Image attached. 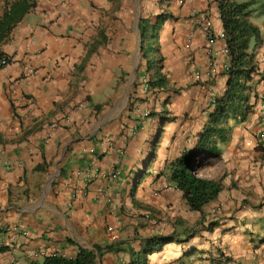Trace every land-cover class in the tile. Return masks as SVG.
Wrapping results in <instances>:
<instances>
[{"label": "crops", "instance_id": "obj_1", "mask_svg": "<svg viewBox=\"0 0 264 264\" xmlns=\"http://www.w3.org/2000/svg\"><path fill=\"white\" fill-rule=\"evenodd\" d=\"M230 1L257 29V72L244 120L229 115L226 141L199 153L195 173L222 190L195 212L171 164L199 147L211 98L226 92L219 0H0V264L79 249L131 264L157 238L145 264H264V0ZM143 79L162 87L144 91Z\"/></svg>", "mask_w": 264, "mask_h": 264}, {"label": "trees", "instance_id": "obj_2", "mask_svg": "<svg viewBox=\"0 0 264 264\" xmlns=\"http://www.w3.org/2000/svg\"><path fill=\"white\" fill-rule=\"evenodd\" d=\"M247 4H238L230 0H219L218 10L222 22L223 38L226 44L227 52L230 57L228 70L225 72L227 76L226 92L221 98H213V113L210 119V126L201 136L199 147L194 152H185L180 155L171 164L170 181L174 187L182 193V198L191 211L201 212L204 207L214 202L221 192V184L219 181L209 180L197 176L193 169L198 164L199 153L202 151L207 153H216L213 146L207 147L206 143L213 136L220 143L226 141V130L221 125L226 118L231 116H239L240 120H244L248 109L242 107L245 102L244 92L247 84L251 81V75L255 74L256 66L252 65V56L248 55L249 42L255 37L257 29L252 26L248 20ZM27 6H23L20 12H25ZM17 18V17H16ZM166 17L160 15L156 25L153 27L154 32L165 21ZM15 18L6 19L8 23L14 22ZM144 31L143 36H144ZM2 57L0 56V59ZM162 80L156 82L149 81L151 88L162 87ZM151 115V114H150ZM216 223H210L211 229ZM161 239L146 240L143 248L138 255L137 260L131 264H145L146 258L150 255L160 243ZM98 255L92 251L79 249L72 258H67L57 254L56 256H47L41 262H31L30 264H98Z\"/></svg>", "mask_w": 264, "mask_h": 264}, {"label": "built area", "instance_id": "obj_3", "mask_svg": "<svg viewBox=\"0 0 264 264\" xmlns=\"http://www.w3.org/2000/svg\"><path fill=\"white\" fill-rule=\"evenodd\" d=\"M180 2H183V0H180ZM202 33L206 36V38L208 40L211 39L212 33L210 31V28H209V25L208 24H206L202 28ZM187 42H188V44H190L191 43V40H188ZM226 50H227V48H226ZM7 65H8L7 59H1L0 60V68H4ZM209 66L210 67L212 66L211 63L209 64ZM227 70H228V66L225 67V71H227ZM33 75H34L33 69L30 68V67H26L25 68L24 80H29ZM141 87H142V89L144 91H151L152 90V88L149 86V79H143L142 82H141ZM210 104L211 105L214 104L213 97L211 98ZM135 111H137L142 118H148V116L150 115L148 111H146V110H140L139 107H136L135 108ZM70 120H71L70 117H66V118L63 119L62 124H68L70 122ZM62 124L61 123H55V124H52L50 127H51L52 130H55V129L61 128L63 126ZM136 132H137V128L134 127V128H132V129L129 130L128 134L130 136H133V135L136 134ZM109 177L112 178V179H116L118 177V172L115 171V172L111 173L109 175ZM100 193H101V191H100ZM14 231L17 233V229L16 228L14 229ZM21 235H23V236L26 237L28 235V233L24 231V232H21ZM56 255L57 254L54 253V252H49L48 253V252H45V251L30 252L29 253L30 258L33 259V260L43 259L44 257H47V256H56Z\"/></svg>", "mask_w": 264, "mask_h": 264}, {"label": "rangeland", "instance_id": "obj_4", "mask_svg": "<svg viewBox=\"0 0 264 264\" xmlns=\"http://www.w3.org/2000/svg\"><path fill=\"white\" fill-rule=\"evenodd\" d=\"M261 17H263L264 18V14L261 16ZM259 18H260V16H259ZM264 21V20H263ZM147 48H146V52H150V53H152L153 52V49H154V47H153V42L151 43V42H149V43H147L146 45H145Z\"/></svg>", "mask_w": 264, "mask_h": 264}, {"label": "water", "instance_id": "obj_5", "mask_svg": "<svg viewBox=\"0 0 264 264\" xmlns=\"http://www.w3.org/2000/svg\"><path fill=\"white\" fill-rule=\"evenodd\" d=\"M193 171H195V168L193 169Z\"/></svg>", "mask_w": 264, "mask_h": 264}]
</instances>
